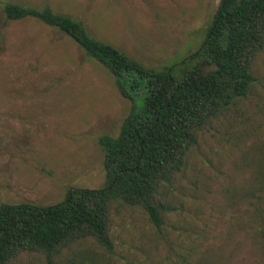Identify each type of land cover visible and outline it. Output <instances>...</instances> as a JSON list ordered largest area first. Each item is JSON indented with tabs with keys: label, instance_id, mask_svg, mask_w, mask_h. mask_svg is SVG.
<instances>
[{
	"label": "rangeland",
	"instance_id": "obj_1",
	"mask_svg": "<svg viewBox=\"0 0 264 264\" xmlns=\"http://www.w3.org/2000/svg\"><path fill=\"white\" fill-rule=\"evenodd\" d=\"M5 3L47 6L161 68L198 49L219 0H0V205L47 206L71 188L106 186L99 138L118 135L132 102L71 38L35 19L7 21ZM252 73L248 94L199 132L160 191L168 212L159 228L115 202L112 250L84 242L53 264H264V48ZM13 264L47 263L27 253Z\"/></svg>",
	"mask_w": 264,
	"mask_h": 264
},
{
	"label": "trees",
	"instance_id": "obj_2",
	"mask_svg": "<svg viewBox=\"0 0 264 264\" xmlns=\"http://www.w3.org/2000/svg\"><path fill=\"white\" fill-rule=\"evenodd\" d=\"M2 10L7 21L35 19L71 38L113 75L119 94L132 105L118 135L99 138L105 187L71 188L47 206L0 205V264L27 253L53 264L63 250L90 241L111 251L115 202L141 208L159 228L168 212L160 191L185 168L199 132L244 98L255 81L252 65L264 48V0H219L198 49L161 68L97 40L83 23L47 6L5 3Z\"/></svg>",
	"mask_w": 264,
	"mask_h": 264
}]
</instances>
